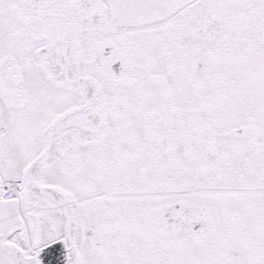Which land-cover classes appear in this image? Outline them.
I'll return each instance as SVG.
<instances>
[{
    "label": "snow or ice",
    "instance_id": "obj_1",
    "mask_svg": "<svg viewBox=\"0 0 264 264\" xmlns=\"http://www.w3.org/2000/svg\"><path fill=\"white\" fill-rule=\"evenodd\" d=\"M0 264H264V0H0Z\"/></svg>",
    "mask_w": 264,
    "mask_h": 264
}]
</instances>
